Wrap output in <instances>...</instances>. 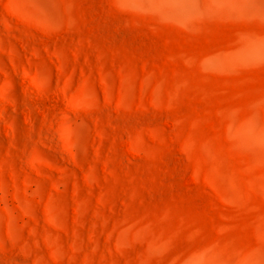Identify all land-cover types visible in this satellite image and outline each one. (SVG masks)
Here are the masks:
<instances>
[{
	"label": "rangeland",
	"instance_id": "1",
	"mask_svg": "<svg viewBox=\"0 0 264 264\" xmlns=\"http://www.w3.org/2000/svg\"><path fill=\"white\" fill-rule=\"evenodd\" d=\"M0 264H264V0H0Z\"/></svg>",
	"mask_w": 264,
	"mask_h": 264
},
{
	"label": "bare ground",
	"instance_id": "2",
	"mask_svg": "<svg viewBox=\"0 0 264 264\" xmlns=\"http://www.w3.org/2000/svg\"><path fill=\"white\" fill-rule=\"evenodd\" d=\"M176 2V1H175Z\"/></svg>",
	"mask_w": 264,
	"mask_h": 264
}]
</instances>
